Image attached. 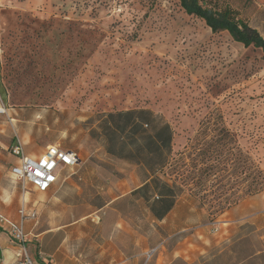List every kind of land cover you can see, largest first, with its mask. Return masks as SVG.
I'll return each instance as SVG.
<instances>
[{
	"label": "rangeland",
	"instance_id": "obj_1",
	"mask_svg": "<svg viewBox=\"0 0 264 264\" xmlns=\"http://www.w3.org/2000/svg\"><path fill=\"white\" fill-rule=\"evenodd\" d=\"M202 1L215 10L235 11L264 38V0ZM0 47L8 113L14 119L0 118V130L7 129L0 134L8 140L0 162L4 167L0 211L18 219L22 182L9 173L14 165L10 147L17 141L23 148L45 150L58 144L76 151L77 175L64 173L59 182L89 185L87 197L71 203L62 202L54 189L39 193L28 188L26 208L34 210L35 216L24 219V228L34 257L40 249L43 256L55 257L57 264H94L121 219L128 231L119 229L115 239L127 242L145 234L157 240L142 193L131 192L100 207L108 197L103 193L109 184L113 187L125 179L133 188L148 176L135 161L109 155L100 128L108 113L139 109L172 128L170 160H177L186 147L191 153L190 147L198 143L201 150H213L209 145L217 144L213 128L196 139L199 124L209 112H220L235 137L237 144L227 142L218 148L225 160L222 184L211 178L200 188L183 186L175 204L182 228H194L196 245L207 250L196 264H235L251 251L264 249V219L256 226L236 223L230 214L236 207V217L254 210V206L240 208L253 196L243 197L223 214L211 215L190 194L220 188L226 195H241L251 182L252 161L264 171L260 49L235 43L225 31L212 33L202 20L186 15L177 0H43L32 10L8 2L0 9ZM197 153L192 158L210 155ZM173 172L164 169L157 175L172 184ZM257 195L264 199V191ZM258 205L264 211V204ZM0 236L11 245L4 231ZM101 260L106 264V256ZM148 260L144 256L140 264Z\"/></svg>",
	"mask_w": 264,
	"mask_h": 264
},
{
	"label": "trees",
	"instance_id": "obj_2",
	"mask_svg": "<svg viewBox=\"0 0 264 264\" xmlns=\"http://www.w3.org/2000/svg\"><path fill=\"white\" fill-rule=\"evenodd\" d=\"M177 1L186 15L202 20L212 33L225 31L235 43H240L246 48L260 49L264 57V38L259 31L237 16L235 11L229 8L215 10L205 6L202 0ZM100 128L104 131L108 152L121 158L135 160V162L145 166L148 172L153 175L151 182L147 183L143 189L152 186L161 196L158 208L154 209V215L157 218H162L172 208L174 200L179 193L183 192L181 187L195 185L200 188L201 185L209 182L211 178V181L215 184H222L221 182L226 178V171L223 172L225 160L218 148L227 142L237 144L233 133L225 126L222 114L217 111L209 112L204 117L199 124V131L196 133V137H199L196 138L198 140L205 137L208 130L213 128V136H216L217 142L215 147L209 144L213 150L210 151L209 148L201 150L198 143L190 147L191 153L187 154L189 148L186 147L184 151L177 154V160L171 159L172 161L170 160L173 139L172 128L148 110L139 109L108 113ZM130 136L131 141L128 143L127 139ZM148 148L150 149L149 152H147ZM195 152L200 153H197L196 156H203L209 152L210 155L207 158H192ZM202 164L207 165L202 167ZM164 169L174 171L175 177L172 184L158 176H154ZM219 172L222 175L216 174ZM251 173L249 187L241 195H238V193L226 195L227 191L220 188L210 193L200 190L191 191L190 189L191 197H195L200 206L208 207L209 214H223L243 197L255 196L264 191V171L254 161H252Z\"/></svg>",
	"mask_w": 264,
	"mask_h": 264
},
{
	"label": "crops",
	"instance_id": "obj_3",
	"mask_svg": "<svg viewBox=\"0 0 264 264\" xmlns=\"http://www.w3.org/2000/svg\"><path fill=\"white\" fill-rule=\"evenodd\" d=\"M42 1L43 0H0V9L2 6H4V4H7L8 2H10L15 5H19L21 8L25 10H32L33 5L39 4ZM2 61H3V54H2V49L0 47V108L5 109V114L0 115V118L5 116L7 117V119H9L10 122H12L14 119H12V117L8 113L9 111L8 93H7L6 85L4 84V80H3ZM5 130L7 129L4 128L3 130H0V132L1 133L2 131L5 132ZM51 145L59 146L58 144H51ZM51 145H47L45 150H41L37 146L35 147L34 146L32 147L24 146L25 148L24 149L22 147V144H21V148H23L24 155H26L27 157L31 159L36 160L37 158L42 156L45 153L48 146H51ZM105 145H106V141H105ZM7 146H8L7 138L1 136L0 134V162L2 159V155H1L2 151L6 149ZM63 149L74 152L80 161V156L76 151L72 149H68V148L67 149L63 148ZM106 151L109 155L113 157L115 156V157L121 158L116 154L113 155L110 152H108L107 145H106ZM149 151L150 149L148 148L147 152ZM12 156H13V159L11 160V162H13L14 164L12 167H18L20 165L18 157H16L13 154ZM121 159L128 160V161L130 160L135 161V160L126 159V158H121ZM135 163L145 169V171L148 174L146 179L142 183L138 185L136 184L133 188L128 186V182L125 179L118 181L115 185L112 184L113 187H111V184H109V186H107V190L103 193L105 198L106 196L108 197L104 201V203L100 205V207L102 208L108 207L114 204L117 200L126 197L128 194H131V192L142 193L143 194L142 198L145 199V202L147 204L149 203L148 207L151 212L150 214L151 223L155 224V228L153 230L155 231L154 234L157 235V240L154 241L153 239L149 238V236L145 234H141V235L137 234L136 235L137 238L136 237L134 238L133 236L132 238H129L127 242L120 241L117 238L115 239L116 235L114 236V234L117 231H119V229H122V231H126V232L128 231L127 224L124 222V220L121 219V222H116L115 228H113V235L111 236V239L107 241L106 248L101 251L100 256L102 257H99L96 261H92V262H94V264H98V263L105 264V263H102L101 259H103L106 256V261H107L106 264H140L144 256H147L148 252H150L152 249H155V251H153V253L151 254V257L149 258L148 263L146 264H180V261L187 262L188 264H196V262H198L200 258L207 256L206 255L207 250L200 248L198 247V245H196V238H194L196 234L194 235V228L192 227L182 228L181 223H179L178 215L174 211L175 204L178 198L183 194V192L179 193L178 197L174 200V203L171 206L172 208L168 210L163 215L162 218H157L154 215V209L158 208L157 206H159L161 196L158 195V192L155 191L152 188V186H149L147 189H143V187L147 183L151 182V180L153 179V175H151L148 172L145 166L137 162ZM78 166L79 165L73 168H67V169L60 170L58 172L57 182L53 184L52 187L46 192H39L35 190L28 183L22 184L21 194H20L21 195L20 196V206L17 210L18 219L14 220L7 214H4L1 211L0 213L6 216L10 221H12L15 224L21 223L22 212L26 218H29L33 214L34 210L26 208V204L29 203L28 188L34 192H39V193H48L52 191V189H54L55 191H59L58 197L61 199L62 202H66V203L68 202L71 203L78 199L84 200L87 197V192H86L87 186H89L87 183L84 182L82 184H79L78 182L80 181H73V180L68 181V182H59L60 180L59 177L64 173L68 172V176H76L77 171H78L76 170V168ZM11 168L9 170L10 177L14 180H17L12 176ZM0 172H4V167L2 166L1 163H0ZM154 176H158V175L155 174ZM76 178H78V180L81 179L78 176ZM131 182H134L133 177L131 179ZM149 191L152 192V196L150 198L147 196ZM259 201L264 204V199L262 197H258V195L253 196L249 198L248 200H245V202H243L240 205V208L242 206L248 207L249 209L252 208L253 206L255 208L254 210L252 211L250 210L248 213L243 214L242 216H239V217L238 216L236 217L235 215L239 209H236L237 207L232 209V211L230 212L231 216H234V218H232V221L236 223L248 221L250 224L258 226V223L261 222L262 219H264V211H262V209L260 208V205H258L260 203ZM256 203H257V207L255 206ZM235 209L237 210L236 212L234 211ZM78 220L76 219V221L74 222H77ZM25 221L26 220H23V226L25 224ZM25 232L27 233V241H29V238H28L29 233L27 231ZM122 235H124L123 232H122ZM8 241L11 244L10 246L7 245L6 239L0 236V260H2L4 264H15L16 248L10 239ZM29 245L30 244H28V247H29L31 257L35 260L36 264H57V262L54 261L55 257L43 256L40 249H37V252H36L37 256L34 257L31 253V245L30 246ZM54 250H55V254H54L55 256L57 249L55 248ZM251 252L252 253L248 258L243 259L241 262H237L235 264H264V249H256ZM104 253H105V256H104ZM58 264H61V263H58ZM85 264H91V263H85Z\"/></svg>",
	"mask_w": 264,
	"mask_h": 264
},
{
	"label": "built area",
	"instance_id": "obj_4",
	"mask_svg": "<svg viewBox=\"0 0 264 264\" xmlns=\"http://www.w3.org/2000/svg\"><path fill=\"white\" fill-rule=\"evenodd\" d=\"M3 114H5V109L0 108V115ZM10 148L12 154L18 157L20 163L18 167L11 168L12 176L19 182L21 181L22 184H30L39 192L48 191L57 182L60 170L73 168L79 164V159L74 152L65 150L57 145L48 146L45 153L36 160L24 155L20 141H17ZM21 215V223L15 224L0 213V230L4 231L15 245V264H36L35 260L31 257L27 233L23 226V220L26 217L23 212ZM34 216L32 215L31 217ZM153 251L155 249L148 252L147 258L151 257ZM0 264H4L2 260H0Z\"/></svg>",
	"mask_w": 264,
	"mask_h": 264
}]
</instances>
